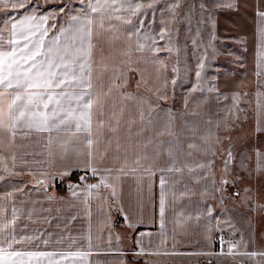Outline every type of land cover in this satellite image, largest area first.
<instances>
[{
  "label": "snow or ice",
  "instance_id": "1",
  "mask_svg": "<svg viewBox=\"0 0 264 264\" xmlns=\"http://www.w3.org/2000/svg\"><path fill=\"white\" fill-rule=\"evenodd\" d=\"M176 256L264 264V0H0V264Z\"/></svg>",
  "mask_w": 264,
  "mask_h": 264
},
{
  "label": "crops",
  "instance_id": "2",
  "mask_svg": "<svg viewBox=\"0 0 264 264\" xmlns=\"http://www.w3.org/2000/svg\"><path fill=\"white\" fill-rule=\"evenodd\" d=\"M241 24L245 26L248 29V31L252 30V25L250 21L241 20ZM55 207H59V205H56ZM72 212L73 210L71 208H68L67 206L61 209L62 215H70L72 214ZM53 214L55 215V212ZM229 215L232 216L233 221L235 222L236 228L238 230V233L239 231H244L249 227L248 221L244 216V210L240 209L239 206L233 208L232 212L229 213ZM79 223L80 222L78 221L77 226H79ZM258 223H259L258 219H254L253 224L256 227V238L253 245L254 247H259L261 244V238L259 236V232L261 229ZM59 230L60 229L57 228L55 224H53V226L50 229V231L53 232H58ZM153 231H155V229H153ZM238 233H237V238H239ZM225 235H227V232H225ZM245 235L247 238V233H245ZM196 240L197 238L191 235H181L180 237H178L177 246L181 251H191V249L196 246ZM169 243H171V240H169ZM125 244L127 245V242H125ZM202 245H203V241L201 240V246ZM216 247L217 248L219 247L218 243L216 244ZM168 264H215V260L214 259L209 260L208 258L198 259L196 257H189V256H176L174 258H168Z\"/></svg>",
  "mask_w": 264,
  "mask_h": 264
},
{
  "label": "rangeland",
  "instance_id": "3",
  "mask_svg": "<svg viewBox=\"0 0 264 264\" xmlns=\"http://www.w3.org/2000/svg\"><path fill=\"white\" fill-rule=\"evenodd\" d=\"M249 11H251V10H249ZM183 39V33H181V40ZM258 222H259V220H258ZM259 224V223H258Z\"/></svg>",
  "mask_w": 264,
  "mask_h": 264
},
{
  "label": "trees",
  "instance_id": "4",
  "mask_svg": "<svg viewBox=\"0 0 264 264\" xmlns=\"http://www.w3.org/2000/svg\"><path fill=\"white\" fill-rule=\"evenodd\" d=\"M205 261H206V260H205ZM205 261H204V262H205ZM204 262H203V263H204Z\"/></svg>",
  "mask_w": 264,
  "mask_h": 264
}]
</instances>
